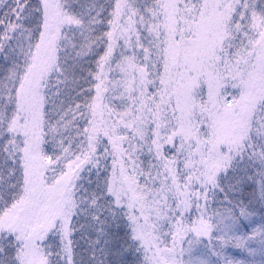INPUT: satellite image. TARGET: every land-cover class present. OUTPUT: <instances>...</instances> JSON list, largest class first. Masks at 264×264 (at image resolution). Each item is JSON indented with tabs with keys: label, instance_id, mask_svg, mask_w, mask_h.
Masks as SVG:
<instances>
[{
	"label": "snow or ice",
	"instance_id": "obj_1",
	"mask_svg": "<svg viewBox=\"0 0 264 264\" xmlns=\"http://www.w3.org/2000/svg\"><path fill=\"white\" fill-rule=\"evenodd\" d=\"M0 264H264V0H0Z\"/></svg>",
	"mask_w": 264,
	"mask_h": 264
}]
</instances>
